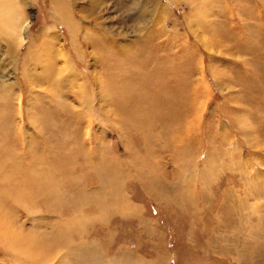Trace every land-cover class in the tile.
<instances>
[{"label":"rangeland","instance_id":"obj_1","mask_svg":"<svg viewBox=\"0 0 264 264\" xmlns=\"http://www.w3.org/2000/svg\"><path fill=\"white\" fill-rule=\"evenodd\" d=\"M7 2L0 7L11 8L7 12L14 11L23 20L31 18V25L27 40L16 50L11 49V38L0 22V125L11 117L9 122L15 120L14 125L0 128V264H264V134L255 131L252 116L258 115V128L264 131V113L233 105L243 90L234 77L253 92L257 83L252 77H239V72L262 53L259 36L249 41L246 53L238 51L247 39L239 35L242 23L237 7L246 5L258 13L264 9V0H57L83 25L79 52L53 0ZM195 15L199 17L196 22ZM250 26L261 27L258 21H251ZM86 30L90 34L84 37ZM53 35L59 38L51 43ZM61 45L71 66L90 78L85 83L86 101L78 97L58 58ZM167 67L171 73L165 96L184 90V98L190 96L193 102L191 90L201 84V76L209 92L202 94L203 110L190 111L189 107L184 116L170 120L174 114L167 115L166 124L156 122L151 130L147 114L138 117L142 110L137 103L146 100L141 102L148 106L158 83L156 69ZM29 70L36 73V79L25 75ZM93 74L105 77L103 98ZM8 81L16 85V90H9L11 98L3 90ZM236 110L240 111L232 115L238 120L232 122L230 113ZM9 112L11 116H3ZM222 112L227 118L217 122ZM176 134L190 138L185 142ZM55 145L91 158L76 160L79 176L74 171L62 172L58 182L59 190L66 193L62 200L51 194L27 202L11 192L9 183L1 182L22 158L24 162L33 158L32 165L50 169L49 159L61 156L52 153ZM100 150L117 159L122 174L114 197L119 207L116 213H108L107 207L90 208L98 188L92 184L96 171L89 169L99 162ZM147 159V164L164 173L156 181L166 182L159 187L171 193L165 195L168 198L148 191L151 178L145 177L150 167L142 165ZM82 184L91 187L87 195Z\"/></svg>","mask_w":264,"mask_h":264},{"label":"bare ground","instance_id":"obj_2","mask_svg":"<svg viewBox=\"0 0 264 264\" xmlns=\"http://www.w3.org/2000/svg\"><path fill=\"white\" fill-rule=\"evenodd\" d=\"M54 1V7L56 9V11L58 12V14L61 16V18L67 22V24L69 25L70 27V30H71V35L73 34V47L74 49L79 52V34L82 30V27L83 25L81 23H79L78 21H76V18L74 17L73 14H71L70 12H68L65 8L61 7L58 3H57V0H53ZM140 1V0H139ZM9 2V1H8ZM7 0H0V5H4L6 6V4H8ZM11 2V1H10ZM142 2V1H141ZM62 3V2H61ZM140 3V2H139ZM147 3V2H146ZM145 4V3H144ZM149 4V3H148ZM264 4V3H262ZM141 5V4H140ZM147 5V4H145ZM149 6V5H148ZM150 7V6H149ZM198 8V7H197ZM249 8V7H248ZM248 8L245 6H239L237 7V10H238V13L236 14V16H238L240 18V21L242 23L240 29L242 30L240 32V37L242 38H245L247 39V43L245 44H241L238 46V51L240 52H244L246 53L249 49H250V43L249 41H253L254 39H256L257 36H259V39L261 40V49H262V53L259 54L256 58V62L253 63V64H250L249 66H246V68H242V72L240 71L239 72V77L241 78H245V77H252L253 80L257 83V87L253 90L252 92V88L251 86L249 85H246V84H242L240 82V80L238 79V77H234V82L236 83V85L240 86V87H243V90L240 91V94L239 96H237L235 98V100L233 101V105L235 106V109H238V108H243V109H247V108H250V109H255V113H260V112H263L264 113V9L263 11H260V12H256L255 8L254 9H251L250 11L248 10ZM264 8V7H263ZM8 9H11V8H8V7H0V22L3 23V31H5V34L6 36H8L9 38H11V49H12V46L13 47H16V50H19L22 46V44L27 40V37H28V29L30 28V25H31V21L29 19L31 18H28L26 17L25 20H23L22 17H20L18 14H16L14 11H11V12H7ZM13 10V9H12ZM196 11V10H195ZM200 12V11H199ZM21 14V13H20ZM23 16V14H22ZM75 18V19H74ZM199 20V17L198 15H195V17L193 18V20L196 22V20ZM253 21H258L261 25L260 29L258 30H254L251 26H250V22ZM198 23V22H197ZM200 23V22H199ZM200 25V24H199ZM248 26L251 27V33H249V30H248ZM247 31V32H246ZM231 32V31H230ZM89 31L86 30V36L84 37H87L89 35ZM47 35V34H46ZM199 35V33H198ZM54 36V35H53ZM52 37V36H51ZM50 37V38H51ZM57 38H59L57 35L54 36V38L50 39V42L53 43V42H57ZM196 37V36H195ZM49 38V37H48ZM55 39V40H54ZM50 43V44H51ZM59 44V43H57ZM52 45V44H51ZM58 47V46H57ZM51 48V47H50ZM58 50V49H57ZM12 55V54H11ZM79 56V55H78ZM104 57V56H103ZM163 58V56H161ZM35 58H37L35 56ZM58 58L59 59H62L63 62H64V66H65V70L68 72L70 78H71V82L74 84V86L77 88V91H78V97L81 98V101L82 100H87L88 98V95H89V90H87V87L85 85V83H88L90 78L87 79L88 77H86L85 75L81 74L78 72L77 69H74L71 65V60L69 58V56L67 55V53H65L64 49H63V46L61 45L60 48H59V51H58ZM96 58V57H95ZM155 58V57H154ZM160 58V57H159ZM106 59V58H105ZM151 59V58H150ZM158 59V58H156ZM37 60L39 61V56L37 58ZM152 60V59H151ZM160 60H162L160 58ZM98 61V60H97ZM153 61V60H152ZM151 61V62H152ZM157 61V60H156ZM106 62V61H105ZM138 63V62H137ZM140 63V62H139ZM142 63V62H141ZM144 63V62H143ZM107 64V63H106ZM130 65V64H129ZM138 66V65H137ZM142 66V65H140ZM182 66V65H180ZM160 67V66H159ZM164 67V66H163ZM108 68V67H107ZM129 68V67H128ZM156 68V67H155ZM153 69V68H152ZM157 69H160L157 67ZM156 69V77H157V85L155 87V89H152L153 92H152V96H150V98L148 99V101H150L148 103V106H147V103L146 105H144V103H142L141 101H138L137 104H140L141 106V110L142 112H138V117L139 114L142 115V114H147L148 116V120H149V127L151 128L152 130V125L154 123H165V119H166V116L167 115H170L171 114H174L172 115L171 118H169L170 116H168L169 120L170 119H175L177 118L178 116L179 117H182L184 116L187 112H188V108L190 107V111L192 110H197V107H202V110H203V106H204V99H203V92L204 91H207L209 92L208 90V87H207V83L205 82L203 76L200 77V80H201V84L199 85H195L193 87V89L191 91H193V102L191 101V98L189 96V98H184V94H185V97L186 96V93L184 90L182 92H177L175 94H169L170 96H168V92H167V95L165 96L164 94H166L164 92V90L167 88V82L166 80L170 77V73L169 72V68L167 67L166 69H161V70H157ZM176 69L178 70V67H176ZM182 69V68H181ZM180 69V70H181ZM138 70V69H137ZM25 71V70H24ZM36 71V70H35ZM104 71H105V68H104ZM151 71V70H150ZM172 71V70H171ZM176 71V70H175ZM27 74L25 75H28L32 80L36 79L34 74V71H26ZM99 72V71H98ZM152 73L154 72L153 70L151 71ZM178 72V71H176ZM183 72V71H182ZM93 73V72H92ZM105 73V72H104ZM150 73V72H149ZM174 73V72H173ZM195 73V71H194ZM101 74V72H100ZM175 74V73H174ZM217 74V73H216ZM95 75V81L98 83V86H99V93H100V97L103 98V88L102 86L105 85L104 84V78L105 77H96V74H93V76ZM102 75V74H101ZM147 75V74H146ZM180 75V73H179ZM204 75V74H203ZM136 76V75H135ZM183 76V74H182ZM27 77V76H26ZM38 77V76H37ZM134 77V76H133ZM217 77V76H216ZM11 79V78H10ZM30 79V80H31ZM218 79V78H217ZM129 80V79H128ZM131 81V80H130ZM142 81V80H141ZM147 81V80H146ZM149 81V80H148ZM183 81V80H181ZM221 81V80H220ZM36 82V81H35ZM91 82V81H90ZM89 82V83H90ZM143 82V81H142ZM140 82V84L142 83ZM152 82V81H151ZM218 82V81H217ZM155 83V82H154ZM219 83V82H218ZM230 83V82H229ZM5 83H3V90L5 91V93L7 94V96H9V98H11V95H10V92L9 90H16V85H12L11 86V82L8 81L7 82V85H4ZM137 84V83H135ZM134 84V85H135ZM153 84V82H152ZM156 84V83H155ZM172 84V83H170ZM178 84V83H177ZM89 85V84H87ZM154 85V84H153ZM151 86V85H150ZM173 86V85H172ZM184 86V85H183ZM218 86H220L218 84ZM104 87V86H103ZM179 87V86H178ZM188 87V86H187ZM74 88V89H76ZM154 88V87H153ZM170 88L172 89L171 85H170ZM186 88V87H185ZM190 88V86L188 87ZM133 89V88H132ZM174 89V88H173ZM172 89V90H173ZM178 89V88H177ZM1 90V89H0ZM106 90V89H105ZM145 90V89H144ZM167 90V89H166ZM108 91V90H107ZM112 91V90H111ZM114 91V90H113ZM137 91V90H136ZM135 91V92H136ZM180 91V89H179ZM91 92V91H90ZM103 92V94H102ZM110 92V91H109ZM147 92V91H146ZM145 92V93H146ZM149 92V90H148ZM147 92V93H148ZM164 92V93H163ZM175 92V91H174ZM15 93V92H14ZM134 93V92H133ZM132 93V94H133ZM138 93V92H137ZM136 93V94H137ZM151 94V91L149 92ZM249 93H253L249 96ZM190 94V93H189ZM187 94V95H189ZM109 95V94H108ZM139 95V94H137ZM6 96V97H7ZM20 96V95H19ZM110 96V95H109ZM112 96V95H111ZM141 96V95H140ZM144 96V95H143ZM146 96V95H145ZM168 96V97H167ZM90 97V96H89ZM98 97H99V94H98ZM119 97V96H118ZM123 97V96H122ZM139 97V96H138ZM93 98V96H92ZM108 98V97H107ZM106 98V99H107ZM140 98V97H139ZM142 98V97H141ZM147 98V97H146ZM97 99V98H96ZM115 99V97H114ZM120 99V97H119ZM257 99L259 100V102L257 101ZM102 100V99H101ZM108 100V99H107ZM140 100V99H139ZM96 101V100H95ZM110 101V100H109ZM146 101V100H145ZM144 101V102H145ZM21 102V101H20ZM98 102V101H97ZM106 102V101H105ZM114 102V101H113ZM22 103V102H21ZM94 103V101H93ZM101 103V101H100ZM112 103V101H111ZM116 103V101H115ZM124 103V102H123ZM200 103H202L201 105H199ZM104 104V103H103ZM107 104V103H106ZM110 104V103H108ZM126 105V104H125ZM20 106V105H19ZM106 106V105H104ZM144 107V108H143ZM105 108V107H104ZM140 108V107H139ZM106 109V108H105ZM12 107L10 106L8 111H11L12 112ZM128 110V109H127ZM232 110V109H231ZM51 111V110H50ZM135 111V110H134ZM133 111V112H134ZM238 111L240 110H236V111H233L231 114V119H232V122H236L238 120L237 117H234L232 114H237ZM248 111V110H247ZM108 112V111H107ZM137 112V111H136ZM22 113V112H21ZM45 113V112H44ZM132 113V112H131ZM223 113L225 112H222L220 115H218V119H217V122L219 120H223V118H225L224 120H226L227 116L224 115ZM243 113V112H242ZM109 114V113H108ZM128 114V113H127ZM130 114V113H129ZM128 114V115H129ZM133 114V113H132ZM60 115V114H59ZM103 115V114H102ZM111 115V114H110ZM243 115V114H242ZM241 115V117H242ZM4 117H9L11 116L10 112L7 114H4L3 115ZM50 116V115H49ZM55 116V115H54ZM108 116V115H107ZM134 116V115H133ZM136 116V115H135ZM146 116V117H147ZM238 116V115H237ZM255 117V122H254V125L257 124L256 126V129L255 131L256 132H259L260 134H264V131L259 129L258 128V118L256 116L258 115H252ZM52 117V116H51ZM127 117V116H126ZM129 117V116H128ZM178 117V118H179ZM213 117V116H212ZM239 117V116H238ZM241 117H239V119H241ZM12 118V117H11ZM10 118V119H11ZM104 118V117H103ZM119 118V117H118ZM144 118V117H143ZM10 119H6L4 120V125L3 127H1L0 125V128H5L7 126H11L12 123H14L13 121L15 120H11L9 122ZM60 119V118H59ZM125 119H128V118H125ZM137 119H140V118H137ZM243 119L246 120V115L244 114L243 116ZM102 120V119H101ZM123 120V119H122ZM144 120V119H143ZM146 120V119H145ZM146 120V121H148ZM168 120V119H167ZM166 120V121H167ZM168 120V121H169ZM26 121V120H25ZM68 121V120H67ZM124 121V120H123ZM132 121V120H131ZM139 121V120H138ZM141 121V120H140ZM210 121L212 122V119L210 118ZM242 121V120H241ZM31 122V120H30ZM52 122H55L52 120ZM58 122V121H57ZM72 123V121H70ZM107 122V121H106ZM126 122V121H125ZM129 122V121H128ZM135 122V120H134ZM133 122V123H134ZM67 123V122H66ZM69 123V122H68ZM142 123V122H141ZM243 124V122H241ZM23 124V122H22ZM21 124V125H22ZM32 124V123H31ZM36 124V123H34ZM33 124V125H34ZM54 124V123H53ZM62 124V123H61ZM166 124V123H165ZM14 125V124H12ZM16 125V124H15ZM48 125V124H47ZM128 125V124H127ZM244 125V124H243ZM246 125V124H245ZM252 125V124H251ZM17 126V125H16ZM43 126V125H42ZM50 126V125H49ZM54 126H57L54 125ZM70 127V125H68ZM144 126V125H143ZM156 127V125H154ZM242 126V125H241ZM22 127V126H21ZM47 127V126H46ZM61 127V125H60ZM64 128V125L62 126ZM120 127V126H119ZM147 127V126H146ZM222 127V126H221ZM245 127V126H243ZM17 128V127H16ZM56 128V127H55ZM132 128V127H131ZM144 128V127H143ZM180 128V127H179ZM12 129V128H11ZM60 129V128H59ZM62 129V128H61ZM70 129V128H69ZM142 129V128H141ZM52 130V129H51ZM55 130V129H53ZM147 130V129H146ZM244 130V129H243ZM242 130V131H243ZM14 131V130H13ZM21 131V129H20ZM24 131V129H22V132ZM38 131V130H37ZM36 131V132H37ZM61 131V130H59ZM63 131H66L65 129ZM51 132V131H49ZM58 132V131H57ZM89 132V131H88ZM14 133V132H13ZM38 133V132H37ZM59 133V132H58ZM63 133V132H62ZM61 133V134H62ZM143 133V131H142ZM149 133V132H148ZM244 133V132H242ZM25 134V133H24ZM23 134V135H24ZM52 134V133H51ZM50 134V135H51ZM65 133H63L64 135ZM247 134V133H245ZM15 135L18 136V133L16 134V130H15ZM58 136V134H56ZM60 135V134H59ZM152 135V134H150ZM148 135V136H150ZM175 135V134H174ZM178 137L180 136L182 138L183 141H185L189 136H181L180 134H176ZM12 136V135H11ZM26 136V135H25ZM31 136V135H30ZM29 136V137H30ZM43 136V135H42ZM55 136V135H54ZM53 136V137H54ZM65 136V135H64ZM56 137V136H55ZM152 137V136H151ZM18 138V137H17ZM27 138V136H26ZM25 138V139H26ZM153 138V137H152ZM155 138V137H154ZM190 138V137H189ZM188 138V140H189ZM19 139V138H18ZM66 139V138H65ZM64 139V140H65ZM74 139V142H78L79 140L75 141V138ZM63 140V139H62ZM81 140V139H80ZM150 140V139H149ZM187 140V141H188ZM13 141V139H12ZM42 141H45V140H42ZM54 141V140H53ZM66 141V140H65ZM144 141V140H143ZM147 141V140H145ZM18 142V140H17ZM21 142V141H20ZM63 142V141H62ZM73 142V141H72ZM73 142V143H74ZM81 142V141H80ZM85 142V141H83ZM149 142V141H148ZM186 142V141H185ZM45 143V142H44ZM67 143V142H65ZM91 143V142H90ZM184 143V142H183ZM20 144V143H19ZM80 144V143H79ZM84 144V143H83ZM143 144V143H142ZM188 145V143H186ZM32 146H34L33 144H31ZM42 145V144H41ZM12 146V145H11ZM26 146V145H25ZM43 146V145H42ZM56 146V145H55ZM84 146V145H83ZM141 146V144H140ZM146 146V145H145ZM143 146V147H145ZM155 146V145H154ZM186 146V145H185ZM45 147V146H44ZM47 147V145H46ZM187 147V146H186ZM19 147H17L18 149ZM36 148V147H35ZM41 148V147H40ZM63 149H61L60 146H56L55 147V152L52 151L53 154H61V156L57 157V159H49V163L50 165L48 166V163L45 161L44 159V163L50 168V169H44V168H47V167H40L38 168L37 166H40V165H32L31 162H34V161H31V160H26L25 158V162L23 160V158L20 160L21 163L20 164H17L16 166L13 164L12 166H15L14 168H8L9 170H7V178H3L1 180V182H7L9 183L12 187H13V191L11 192H14L16 193L21 200H25L27 202H35L38 197L41 195V196H44V197H48L49 195L51 194H54L55 195V198L57 200H62L64 197H65V194H62L61 190H59L58 187H60V185L58 184L59 180L63 177L62 176V172L67 170V172H73L78 175V174H81V171H80V168L76 169V166H77V163H76V160H79V158L81 157L78 156V155H75L76 151L75 150H72V151H69L68 147L64 146L62 147ZM85 148V146H84ZM91 148V146H90ZM9 149V148H8ZM6 149V150H8ZM15 149V148H13ZM24 149V148H23ZM52 149V148H51ZM89 149V148H88ZM147 149V148H146ZM149 149V148H148ZM153 149V148H152ZM47 150V149H46ZM10 151V150H9ZM12 151V150H11ZM21 151V149H20ZM27 151V149H26ZM63 151L66 153V157L63 155ZM77 151H79L77 149ZM96 151V150H95ZM99 151V149H98ZM137 151V150H136ZM152 151V150H151ZM155 151V149H154ZM14 152V151H13ZM68 152V153H67ZM75 152V153H74ZM80 152V151H79ZM91 152V151H90ZM134 152V151H133ZM140 152V151H139ZM138 152V153H139ZM11 153V152H10ZM22 153V152H21ZM35 153V151H34ZM40 153V152H38ZM15 154V153H14ZM23 154H24V151H23ZM26 154V153H25ZM41 154V153H40ZM39 154V155H40ZM45 155L47 153H44ZM93 154V153H92ZM150 154V152L148 153ZM13 155V154H12ZM26 155H29V154H26ZM31 155V154H30ZM44 155V156H45ZM90 155V154H89ZM99 156V162L97 163L96 166H90L91 168L89 169L90 171H96V180L92 182L93 184V187L95 188L97 186L98 188V194L96 195L95 197V201L94 203L90 206V208H96L98 209L99 211L105 207H107V212L108 213H116L117 209H119V207H116V200H115V196L117 195V190H118V186H120V181H121V176L122 174L119 173L120 169L119 167L117 166V159L115 160V158L113 156H109L110 154L109 153H104L102 152L101 153V150L100 152L97 154ZM144 155V154H143ZM17 156V155H16ZM21 156V154L19 155ZM17 156V157H19ZM34 156V154H33ZM38 156V154H37ZM55 156V155H54ZM133 156V155H132ZM132 156H130L132 158ZM135 156V155H134ZM154 156V155H153ZM13 157V156H12ZM16 157V158H17ZM24 157V156H23ZM56 157V156H55ZM97 157V156H96ZM147 157V156H145ZM38 158V157H37ZM44 158V157H43ZM94 158V157H93ZM130 158V159H131ZM135 158V157H134ZM139 158V156H138ZM137 158V159H138ZM151 158V157H150ZM155 158V157H154ZM153 158V159H154ZM30 159V158H29ZM91 158H89V156L87 154H85L84 152H82V157H81V161L83 160L84 162H87V160L89 161ZM143 159V157H142ZM145 159V158H144ZM17 160V159H16ZM48 160V159H47ZM96 160V159H95ZM132 160V159H131ZM149 159H147V161H145L142 165H148L150 168H148L149 171H147L146 173V178H151L150 181H148V191H152L154 193H157L158 197H161V198H168L166 197L165 195H169L171 194L170 192H168V190H166V187H159V186H162L161 184L164 183L161 179L156 181L157 179H159L160 177H165L164 173L160 174L156 168H154V165L152 164V160L151 163L152 165L150 164H147ZM35 161H36V158H35ZM94 161V160H93ZM97 161V160H96ZM156 161V160H155ZM154 161V162H155ZM18 162V161H17ZM41 161H39L40 163ZM2 163V159L0 158V165ZM123 163V162H122ZM139 163V161H138ZM6 164V163H5ZM11 164V162L9 163ZM135 164V163H134ZM4 165V164H3ZM87 164H84L82 166H85ZM130 165V164H129ZM8 166V165H6ZM139 166H140V163H139ZM255 166V165H254ZM254 166L253 169H254ZM37 167V168H36ZM88 167V166H87ZM133 167V166H132ZM138 167V166H137ZM158 167V166H157ZM86 168V167H85ZM139 168V167H138ZM146 168V166H145ZM145 168H143L144 170H146ZM2 169V168H1ZM6 169V168H5ZM131 169V168H130ZM156 169L157 171V177H156V171H154ZM143 171V170H141ZM153 171V172H152ZM95 173V172H94ZM128 173V172H127ZM126 173V175H127ZM136 173V172H135ZM143 173V172H142ZM155 173V174H154ZM66 174V172H65ZM144 174V173H143ZM5 175V176H6ZM70 175V174H69ZM133 175V173L131 174ZM145 175V174H144ZM1 171H0V179H1ZM79 176V175H78ZM47 178H51L53 180L54 183H52L49 179ZM126 178V177H125ZM136 178V177H135ZM140 178V177H139ZM142 178V177H141ZM140 178V180H142ZM71 179V178H70ZM78 179L77 176L74 177V181H76ZM130 179V178H129ZM124 180V179H123ZM67 182V181H66ZM63 183V182H62ZM5 184V183H4ZM166 184V182L164 183ZM89 185V184H87ZM86 184H82L81 185V188L83 189V192L86 194V191L87 189L91 188L90 186L87 187ZM20 191H22L24 194H21L19 193ZM7 192V191H6ZM13 193V194H14ZM11 194V193H10ZM87 195V194H86ZM16 196V195H15ZM13 197V196H11ZM123 197V196H122ZM110 198V199H109ZM124 198V197H123ZM47 199V198H46ZM109 199V200H108ZM83 201L85 199H82ZM160 201V200H159ZM23 202V201H22ZM186 203V201H185ZM187 204V203H186ZM116 207V208H115ZM127 208V207H126ZM92 210V209H91ZM124 210V209H123ZM122 210V211H123ZM124 212V211H123ZM97 213V212H95ZM70 233V232H69ZM64 234H65V231H64ZM71 235V234H70ZM73 235V234H72ZM67 240V239H66ZM92 252V251H90ZM85 255V254H84ZM90 255V253H89ZM87 256V255H86ZM84 256H81V258H83ZM89 259V258H88ZM124 260V259H123Z\"/></svg>","mask_w":264,"mask_h":264}]
</instances>
